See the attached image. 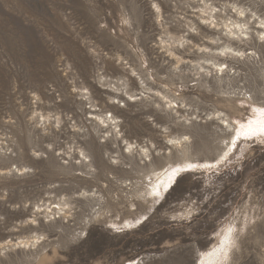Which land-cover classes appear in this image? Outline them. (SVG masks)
<instances>
[{
	"label": "rangeland",
	"instance_id": "1",
	"mask_svg": "<svg viewBox=\"0 0 264 264\" xmlns=\"http://www.w3.org/2000/svg\"><path fill=\"white\" fill-rule=\"evenodd\" d=\"M0 264H264V0H0Z\"/></svg>",
	"mask_w": 264,
	"mask_h": 264
},
{
	"label": "bare ground",
	"instance_id": "2",
	"mask_svg": "<svg viewBox=\"0 0 264 264\" xmlns=\"http://www.w3.org/2000/svg\"><path fill=\"white\" fill-rule=\"evenodd\" d=\"M207 9H209V8H207ZM210 16V15H209ZM168 183V182H167Z\"/></svg>",
	"mask_w": 264,
	"mask_h": 264
}]
</instances>
